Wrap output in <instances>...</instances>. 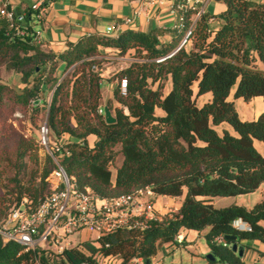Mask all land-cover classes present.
<instances>
[{"label":"trees","instance_id":"obj_1","mask_svg":"<svg viewBox=\"0 0 264 264\" xmlns=\"http://www.w3.org/2000/svg\"><path fill=\"white\" fill-rule=\"evenodd\" d=\"M219 1L225 5L223 11L218 15L205 11L191 27L190 17L196 12L187 10L169 40H161L156 32L125 29L117 36L85 35L59 54L41 48L31 25L24 35H16L5 24L0 27V62L20 73L23 83L18 92L0 82V105L10 112L31 108L33 116L41 115L55 159L79 189L110 197L150 186L157 195H183L172 218L151 221L147 228L115 230L101 238V248L84 242L64 249V257L50 263L40 247L22 252V244L4 242L0 235V264H35V257L41 264L84 258L93 263L95 253L127 264L137 256L150 259L158 243H175L182 229L206 227L204 237L215 257L210 262L248 264L232 251L230 241L223 245L214 238L234 234L239 243L251 238L264 244V200L249 208L237 204L216 208L212 199L248 194L264 184V154L254 146L255 139L264 142V112L243 120L228 97L232 87L234 97L245 101L264 95V69L257 66L258 61L264 64V1ZM213 17L223 20L215 29L209 27ZM184 35L187 41L180 45ZM102 47L130 58L127 66L107 78L116 84L105 104ZM168 79L171 89L164 93ZM47 90L51 91L47 103L40 104L39 98L32 104ZM207 92L211 98L197 105L195 98ZM103 106L114 116L113 123L105 121ZM221 122H228L236 134L228 130L220 134L214 125ZM37 149L33 137L18 136L16 174L28 153L37 159ZM120 155L113 178L110 167ZM56 165L48 154L39 183L16 186L17 203L26 197L24 207L31 211L49 195L53 186L46 178ZM236 219L250 230L236 229ZM86 250L90 256H85Z\"/></svg>","mask_w":264,"mask_h":264},{"label":"built area","instance_id":"obj_2","mask_svg":"<svg viewBox=\"0 0 264 264\" xmlns=\"http://www.w3.org/2000/svg\"><path fill=\"white\" fill-rule=\"evenodd\" d=\"M156 1L148 0L149 3ZM168 1L171 13L177 16L176 28H179L187 10H194L195 18H198L201 13L206 11L207 4L212 0ZM45 10L46 5L42 0L33 1L23 11L15 10L11 6V0H0V27L5 24L16 35H24L26 28L31 25L34 28L36 42L41 43L40 25L43 22ZM139 12L140 10L134 11V14ZM131 20V17H127L125 22L129 23ZM186 41L187 38L184 36L180 44L182 45ZM125 83V80L122 79V90L125 89ZM38 100L39 98L32 100V104ZM46 132L47 128L44 123L40 128L41 143L57 164L46 178L52 184L53 191L45 196L33 210L28 211L25 207L18 206L9 213L5 224L0 226V235L4 242H19L23 245L22 252H36V248L40 247L50 263L63 258V251L67 249L57 245L61 239L57 233L53 238L54 247L57 249L55 252L43 245L45 242L51 243L50 235L55 229L62 228L66 234L85 230L87 236L81 243L88 242L99 249L101 248L100 240L106 234L121 228H147L151 221L162 220L165 217L172 218L178 210L169 208L165 213H158L155 209V199L158 195L150 186L110 197H99L89 189H79L55 159L54 147L49 145ZM21 204L23 205V202ZM233 226L238 230H250L249 225L241 219H236ZM91 234H94L93 240H91ZM182 240L183 235L179 232L175 236V241L181 243ZM214 242L226 245V239L223 236L214 238ZM90 255V251L86 250L85 256ZM99 257L109 256L95 253L93 263L88 258H84L74 263L67 261L65 263L58 262V264H101ZM34 263L41 264V261L35 257ZM127 264H143V258L134 257Z\"/></svg>","mask_w":264,"mask_h":264},{"label":"crops","instance_id":"obj_3","mask_svg":"<svg viewBox=\"0 0 264 264\" xmlns=\"http://www.w3.org/2000/svg\"><path fill=\"white\" fill-rule=\"evenodd\" d=\"M35 0H11V6L17 11L26 10L29 5ZM46 5V10L41 28V48L44 50H51L55 54H59L67 49V47L77 42L81 37L90 34H100L106 36H117L125 29H135L143 32H156L159 34L161 40H169L175 32L177 25V16L171 13L168 0H157L155 3H149L148 0H42ZM264 1V0H260ZM225 5L219 0H214L206 11L211 14L218 15L223 11ZM140 10L139 13L134 14V11ZM127 17L132 20L129 23L125 22ZM217 17L209 20L210 22ZM100 57L103 59L114 58L117 65H111L110 62L103 61L101 76L102 83H106L111 88L112 92L113 82L108 81L106 73L111 68L119 70L128 65L130 58L128 56H117L114 49L109 47H102ZM64 64H61L57 75L59 76L63 70ZM117 67V68H116ZM169 85V79L166 83ZM210 93V92H207ZM111 97V95H108ZM263 96H256L247 102H252V107L255 112L259 114L264 112ZM210 96L204 101H208ZM232 100V99H231ZM203 102V103H204ZM202 103V104H203ZM201 104V105H202ZM160 110V109H159ZM161 111V110H160ZM157 113V109H156ZM159 114H162L159 112ZM259 115H257L258 117ZM254 117L253 119L257 118ZM261 186L258 188L260 189ZM164 196V195H158ZM183 196V195H182ZM171 197V196H170ZM181 197V196H180ZM181 204V203H180ZM180 206V205H179ZM179 208V207H178ZM155 209L158 213L163 210L162 203H155ZM85 231V230H84ZM80 232V236L83 232ZM193 229H182L183 240L181 243H158L156 253L152 256L148 263L143 258V264H220L218 262H210L205 251L198 252L192 251L195 248V232ZM206 241V240H205ZM207 243V242H206ZM244 246V260L248 264H264V255H260L259 251H264V244L258 240L247 241L243 239L240 241ZM175 247H184L190 250V258L188 263H174L173 259L168 260V255ZM208 245V243H207ZM209 246V245H208ZM170 247V248H169ZM173 247V248H171ZM169 248V249H168ZM171 249V250H170ZM212 253V251L210 250ZM182 257V252H180Z\"/></svg>","mask_w":264,"mask_h":264},{"label":"rangeland","instance_id":"obj_4","mask_svg":"<svg viewBox=\"0 0 264 264\" xmlns=\"http://www.w3.org/2000/svg\"><path fill=\"white\" fill-rule=\"evenodd\" d=\"M214 0L210 1L207 4V9L210 7L211 10V3ZM195 14L190 17L189 26L191 27L195 18ZM223 20L219 17L213 19L210 22V26L213 28L219 26ZM178 30V29H176ZM175 30V32H176ZM185 36V35H184ZM183 40V37H182ZM190 41V40H189ZM107 62H110L111 65H117L116 59L114 58H106L104 59ZM257 66L261 69H264V64L261 61L257 62ZM117 68V67H116ZM116 70L111 68L109 72L106 74L108 75L106 79ZM0 82L6 84L10 88L20 91L23 83L21 81V74L16 72L15 70L8 67L4 62H0ZM115 82H113V88L115 87ZM112 88V90H113ZM171 89V81L169 79V85H165L164 93H167ZM194 92L196 91V84L193 85ZM111 88L106 85V83L101 84V91H102V104H105L106 100L108 99V95H112L110 92ZM234 87H232L229 99L234 101L235 108L243 120H251L257 115H260L257 111L255 112L254 108L252 107V102L245 101L242 98L238 97L235 98L233 95ZM38 98H42L43 104L44 101L47 103L50 100L51 91H45L43 93L37 94ZM210 93H203L195 98V103L197 105H201L208 97ZM263 100V99H258ZM161 111L157 109V113L159 114ZM262 113V112H261ZM43 123V118L41 115L33 116L31 112V108H28L27 111H21L20 109H15L14 111H8L4 106L0 105V222L1 225L5 224L8 219L9 213L16 207H24L26 197L17 203L16 196L14 192H16V186L18 184L21 185H28L34 186L39 183L40 176L47 167V149L41 143V134L40 128ZM214 128L221 134L224 130H228L232 134H236L234 128L228 122H221L220 124L214 125ZM24 134L25 136L33 137L37 144L38 149L36 151L37 159H32V155L27 154L23 161L25 166L20 169V171L16 174L17 170H19L16 160V151H15V142L19 135ZM95 141V136L91 135L88 137V142L92 145ZM254 146L256 149L261 153L264 154V142L261 140H254ZM122 161V156H118L115 163L110 167L112 172V177L114 178L116 172V166L119 165ZM17 176V178H15ZM18 181V183L16 182ZM40 187V185H39ZM183 196H159L155 200L157 202L162 203L163 210L161 213H165L167 209L172 208L173 210L178 209ZM264 200V184L261 185L260 189L255 190L254 192L248 194H241L236 196H216L213 197L212 203L216 208L226 207L232 204H237L244 207H252L256 202ZM23 202V205L21 204ZM27 199V203H28ZM177 212V211H176ZM208 228H203L199 231H195V248H192V251H196L201 255L200 250H204V255H207L210 252L211 248L207 245L205 241L204 234ZM57 233L60 235L61 239L57 243L59 246H63L65 248H72L81 244L84 238L87 236V231L83 232V235L80 236L79 231H75L71 234H66L62 228L59 230H54V232L50 235L51 243L45 242L43 245L49 247L52 251H56V247H54V234ZM91 240L94 238V234L90 235ZM248 242L257 240V239H246ZM258 242H260L258 240ZM261 243V242H260ZM174 249L168 255V259L174 261V263H188V259L190 258V250H186L184 247H175L173 244ZM170 248V247H169ZM168 248V249H169ZM173 248V247H171ZM171 250V249H170ZM180 252H182V257ZM99 261L101 264H120L121 260L118 257L109 256V257H99Z\"/></svg>","mask_w":264,"mask_h":264},{"label":"water","instance_id":"obj_5","mask_svg":"<svg viewBox=\"0 0 264 264\" xmlns=\"http://www.w3.org/2000/svg\"><path fill=\"white\" fill-rule=\"evenodd\" d=\"M187 38V35L185 36ZM181 45V44H180ZM179 45V46H180ZM103 114L105 117V121L107 123H113L115 121L114 116L111 114L110 110L108 109L107 106H103ZM224 238L228 241H230V248L232 249L233 252L237 253L239 256H243L244 254V245L242 243H239L237 241V236L234 234H228L225 235ZM207 259L213 261L215 257L212 255V253L207 254ZM146 263L149 262L148 259L145 260Z\"/></svg>","mask_w":264,"mask_h":264}]
</instances>
